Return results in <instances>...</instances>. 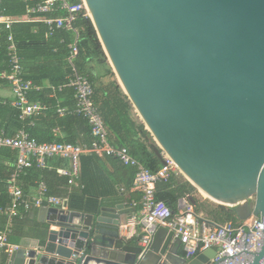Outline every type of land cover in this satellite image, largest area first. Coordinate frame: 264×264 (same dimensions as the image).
<instances>
[{
    "label": "water",
    "instance_id": "obj_1",
    "mask_svg": "<svg viewBox=\"0 0 264 264\" xmlns=\"http://www.w3.org/2000/svg\"><path fill=\"white\" fill-rule=\"evenodd\" d=\"M117 83L160 157L242 222L264 225V0H84ZM161 152V153H160ZM46 235L6 264H211L158 227L121 235L133 209L41 208ZM259 222V221H258ZM264 241L250 264H261Z\"/></svg>",
    "mask_w": 264,
    "mask_h": 264
},
{
    "label": "trees",
    "instance_id": "obj_2",
    "mask_svg": "<svg viewBox=\"0 0 264 264\" xmlns=\"http://www.w3.org/2000/svg\"><path fill=\"white\" fill-rule=\"evenodd\" d=\"M68 1L71 4L80 2V0ZM35 4L36 2L28 0H2L5 14L13 18L24 17L27 8ZM61 15L63 16L64 13L37 14L33 17L50 19ZM73 26L79 34V55L76 66L92 84L94 91L92 101L108 130L110 143L114 146L127 147L131 155L147 170L151 173L157 172L163 165L161 157L155 153L158 148L144 125L132 119V105L115 79L90 18L79 14ZM11 32L25 79L40 87V90L30 92L28 99L47 109L39 115L20 120L19 112L10 105V101L0 97V130L10 137L24 131L38 143L56 142L89 146L93 138L87 122L81 116L60 117L56 113L58 107L71 110L75 105L73 90L65 87L70 73L66 59L69 55V46L74 41L73 33L54 30L49 35L48 27L41 22L17 23L12 26ZM8 33L3 31L0 43V72L7 66ZM7 86L6 82L0 80V89ZM59 86L64 87L60 91H52V87ZM55 128L60 131V136H53ZM16 158L15 150L0 149V209L2 210L11 205L7 183L13 174ZM62 162L61 159H49L45 169L34 166L21 175L17 183L24 197L31 200L33 196L27 193L29 188L36 189L38 184L43 182L47 187L48 195L66 198L70 211L84 215H96L101 206L100 201H104L105 198H115L114 202L128 206L132 199L140 198L130 192L136 170L121 165L115 158L82 157L80 181L83 185L82 190L69 188L67 179L58 176L56 168L63 167ZM200 197L197 189L183 178H170L168 182L159 183L155 187V200L164 201L173 214L179 211L181 200L186 199L198 217L202 218L200 214H204L203 220L218 225L231 223L236 226L240 223L231 208L222 205L213 206L208 200ZM37 210L32 208L26 212L22 207L19 208L10 223L8 239L11 240L15 231L23 226L28 215L35 214ZM0 221H3L2 230H4L7 226L6 216L0 214ZM33 224L35 237L42 240L48 227L37 222ZM181 254L185 255L182 251ZM7 260L8 255L0 252V264H6Z\"/></svg>",
    "mask_w": 264,
    "mask_h": 264
},
{
    "label": "built area",
    "instance_id": "obj_3",
    "mask_svg": "<svg viewBox=\"0 0 264 264\" xmlns=\"http://www.w3.org/2000/svg\"><path fill=\"white\" fill-rule=\"evenodd\" d=\"M28 1H34L36 4L27 8L24 17L13 18L5 14V8L0 0V43L3 31L9 32L6 36L7 69L0 73V80L10 86L14 98L11 104L19 112L20 120L39 115L47 109L45 106L31 103L28 99L29 93L40 90V87L22 77L23 67L11 32L12 26L22 22H41L48 27L49 35L54 30L72 32L74 41L69 46L67 57L70 73L65 87L73 90L75 105L71 110L58 107L56 113L59 116H81L90 127L93 141L89 146L56 142L38 143L24 131L18 132L13 137L0 131V149L8 148L17 152L14 171L7 183V190L12 200L11 205L5 210L0 209V214L7 218V226L0 231V252L10 257L19 249L18 246L10 244L8 239L10 223L17 215L19 208L22 207L26 212L32 208L49 207L69 210L67 209L68 200L48 195L47 187L43 182L38 184L35 196L31 200L26 199L17 183L18 178L34 166L45 169L49 159L59 158L67 160L71 168H59L57 173L67 179L68 186H73L79 179L80 158L93 155L100 158H115L121 165L136 170L132 190L140 192L142 197L139 203L131 201L129 207L140 206L139 214L134 215L132 222L141 228L138 236L141 244L147 245L158 227H163L168 232H172L173 239L179 240L186 257H196L208 249H213L216 255L211 260V264H250L253 261V254L260 251L264 241V225L260 219L251 217L236 226L231 223L210 224L198 217L193 207L187 203L173 214L164 201L155 200V187L159 183L168 182L174 173H180L174 162L165 153H161L163 165L157 172L151 173L131 155L127 147H117L110 143L108 130L92 101L94 94L92 84L76 66L79 55V34L73 24L79 14L89 18L84 0H80L79 4H71L68 0ZM45 13H64V15L50 19L33 17ZM63 87H52V90L60 91ZM261 264H264V259Z\"/></svg>",
    "mask_w": 264,
    "mask_h": 264
},
{
    "label": "crops",
    "instance_id": "obj_4",
    "mask_svg": "<svg viewBox=\"0 0 264 264\" xmlns=\"http://www.w3.org/2000/svg\"><path fill=\"white\" fill-rule=\"evenodd\" d=\"M66 62H67V59H66ZM68 64V63H67ZM69 67V66H68ZM7 69V66L5 67L4 70ZM2 70V71H4ZM1 71V72H2ZM0 72V73H1ZM23 79H25L24 77V73H23ZM2 81V80H1ZM26 81H30V80H26ZM32 82V81H31ZM33 83V82H32ZM8 85V84H7ZM45 85H48V83H45ZM9 86V85H8ZM6 87V88H3V89H0V97L2 98H5V99H8L10 101V105L12 106V102L14 100L13 98V95H12V92H11V89H10V86L9 87ZM53 91V90H52ZM32 103V102H31ZM73 104V102H72ZM40 105V104H39ZM42 106V105H41ZM13 107V106H12ZM133 108V107H132ZM69 109V108H68ZM72 109V108H71ZM60 117H64V116H60ZM30 118V117H29ZM132 119H134L135 121H137V123H142L141 120H139L138 116L136 115L134 109H133V112H132ZM139 121V122H138ZM146 130V129H145ZM0 131H3V130H0ZM147 131V130H146ZM148 132V131H147ZM149 133V132H148ZM53 136H60L61 133L60 131L55 128L53 130ZM81 146H85V145H81ZM119 147V146H117ZM161 153V152H160ZM85 156H89V155H85ZM85 156H82V157H85ZM93 156V155H92ZM82 157L80 158V175H79V179L76 181V184L73 185V186H70L69 188H77V189H80L82 190L83 189V185L81 184V159ZM160 157L163 161V158H162V154H160ZM55 159H59V158H55ZM63 160V159H61ZM141 163V162H140ZM142 164V163H141ZM143 165V164H142ZM62 166L63 167H58L56 168V172L59 168H64V169H70L71 168V164L67 161V160H63L62 162ZM144 166V165H143ZM26 173V172H25ZM114 173V172H112ZM58 174V173H57ZM58 176H60L58 174ZM61 177V176H60ZM170 178H185L181 173H174V175H172ZM185 180V179H184ZM187 181V180H185ZM188 182V181H187ZM41 183V182H40ZM192 185V184H191ZM193 186V185H192ZM122 192L123 191V188H121ZM196 189V188H195ZM198 191V190H197ZM130 192L131 193H134L136 194V197H140L139 200H136V199H132L131 201H138L137 203H139L141 201V197H142V194L140 192H136V191H133L132 190V187L130 189ZM199 192V191H198ZM29 195L31 196H35L36 194V189L33 187V188H29L28 192ZM125 193V192H124ZM200 192H199V197H200ZM203 195V194H202ZM201 195L202 199L203 200H208L204 195V197ZM200 197V198H201ZM115 198H105V200H101V205L103 206H107V207H115V206H118V205H123L125 209H133V212L131 214H127V215H122L121 216V220L123 222V224L121 225V228H120V233L122 236H125L129 241H132L133 242L135 241L136 242V239H138V236L140 234V226L136 225V224H133L132 222V218L134 217V215H137V213L139 214V211H140V206L137 207V208H131L129 207L128 205H125V204H121L119 202H114ZM208 201H211V200H208ZM181 206L180 208L184 205V203L186 204L187 201L186 199H182L181 200ZM211 203V202H210ZM188 204V203H187ZM218 205V204H217ZM49 208H55V207H49ZM68 209V208H67ZM135 209H137V211H135ZM40 209H38L37 211H35L36 213L35 214H29L28 215V218L25 219V222L23 224V226L19 229H17L15 231V234L13 235L12 239L9 241L10 244L12 245H16L18 246L19 248H34L39 244V241L40 239H38L37 237H35V232H34V224L35 222L39 223V224H43L44 226H47L48 225L46 224V221L43 222L41 221L40 219V212H39ZM70 210V209H69ZM180 210V209H179ZM200 216L203 218L204 217V214L201 213ZM206 222L210 223V224H213L211 221L209 222V220H205ZM3 229V221H0V231ZM182 251V247L180 248V252Z\"/></svg>",
    "mask_w": 264,
    "mask_h": 264
},
{
    "label": "bare ground",
    "instance_id": "obj_5",
    "mask_svg": "<svg viewBox=\"0 0 264 264\" xmlns=\"http://www.w3.org/2000/svg\"><path fill=\"white\" fill-rule=\"evenodd\" d=\"M201 194H203L206 198H208L209 200L213 201L214 203L219 204L218 202L212 200L205 192L199 191Z\"/></svg>",
    "mask_w": 264,
    "mask_h": 264
},
{
    "label": "rangeland",
    "instance_id": "obj_6",
    "mask_svg": "<svg viewBox=\"0 0 264 264\" xmlns=\"http://www.w3.org/2000/svg\"><path fill=\"white\" fill-rule=\"evenodd\" d=\"M115 79H116V77H115ZM117 81V80H116ZM103 83H104V80H103ZM136 113V112H135ZM136 115H137V113H136ZM138 118H139V116H138ZM139 120H141L140 118H139ZM153 139V138H152ZM185 179V178H184ZM186 180V179H185ZM201 196V195H200ZM208 199V198H207ZM209 200V199H208ZM211 205H213V206H216L217 205V203H214L213 201H208ZM199 206H200V204H199Z\"/></svg>",
    "mask_w": 264,
    "mask_h": 264
}]
</instances>
